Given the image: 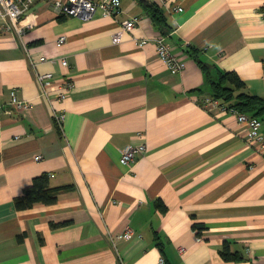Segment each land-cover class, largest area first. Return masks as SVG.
Segmentation results:
<instances>
[{"label": "crops", "instance_id": "crops-1", "mask_svg": "<svg viewBox=\"0 0 264 264\" xmlns=\"http://www.w3.org/2000/svg\"><path fill=\"white\" fill-rule=\"evenodd\" d=\"M145 1L161 10L166 34ZM263 6L120 0L115 17L84 22L34 0L22 35L0 31V264H264V150L247 142L234 116L201 105L217 72L235 73L264 99ZM60 37L66 42L56 47ZM161 37L185 62L180 74L159 61L153 40ZM31 62L55 77L49 100L39 97ZM64 79L73 90L58 102ZM12 90L29 109L7 107ZM53 110L63 112L61 128ZM141 144L132 168L120 165L122 150ZM41 174L67 189L54 205L18 212L14 199ZM127 229L131 237L113 245ZM224 247L233 259L222 257Z\"/></svg>", "mask_w": 264, "mask_h": 264}, {"label": "built area", "instance_id": "built-area-1", "mask_svg": "<svg viewBox=\"0 0 264 264\" xmlns=\"http://www.w3.org/2000/svg\"><path fill=\"white\" fill-rule=\"evenodd\" d=\"M53 10L61 16L77 18L81 21L91 20L96 13H100L103 17H115L120 11V0H101L98 2L91 0H50ZM34 0H0V31L3 33L15 32L17 35H22L24 32V26L21 24L24 15L31 8ZM182 11L180 8L174 10V12ZM139 22V18H131L124 21L120 25V30L112 35L113 43L118 44L121 41L123 33L134 28ZM66 42L65 37H60L56 41V47H61ZM148 43L147 39L140 40L138 45L140 47L145 46ZM156 48V54L159 61L167 68L168 72L172 75L180 74L184 71L186 64L179 60L172 54L171 46L167 43L165 38H156L153 40ZM46 61L45 57L38 58V63ZM59 65L62 69L69 67L68 61L64 58L59 60ZM33 71L35 70V80L39 86V97L50 99L49 89L55 84V77L52 73H38L36 71V63L31 62ZM56 100L63 102L73 90V82L69 79H64L59 83H56ZM30 102L23 100L17 96L15 90L10 92V101L7 107L17 113H23L30 107ZM206 107L218 108L221 111L228 112L236 119L239 125H244L248 129L247 142L249 144H255L264 150V136L261 133L262 122L255 117H250L246 114L240 113L234 108L220 105V103L212 97L206 98L201 104ZM53 118L57 127L61 128L63 122V112H55L53 110ZM137 138L144 139L143 134H137ZM146 151V145L141 144L137 147H126L121 152L119 163L122 166L132 168V166L144 155ZM41 157H36V160H40ZM131 230L127 229L123 234L117 236L112 240V244L123 239L131 237ZM160 264H164L163 260H160Z\"/></svg>", "mask_w": 264, "mask_h": 264}, {"label": "trees", "instance_id": "trees-1", "mask_svg": "<svg viewBox=\"0 0 264 264\" xmlns=\"http://www.w3.org/2000/svg\"><path fill=\"white\" fill-rule=\"evenodd\" d=\"M144 10L152 19L157 29L161 33L166 34L169 26L158 6L145 1ZM262 10L264 11V6ZM208 84L211 91L210 97L217 100L220 105L234 108L240 113L258 118L261 122L264 121V99L249 95L245 91L244 83L235 73L217 72L216 80H212L208 74ZM66 189L65 187L51 188L49 176L41 174L33 178L30 186L14 199V206L18 212H25L38 204L51 206L57 202L59 193ZM163 210L165 209L163 208ZM57 226L59 225L51 224L52 228ZM194 228L196 230L200 229L196 225ZM221 255L227 261L233 259L227 254L226 247H224Z\"/></svg>", "mask_w": 264, "mask_h": 264}]
</instances>
